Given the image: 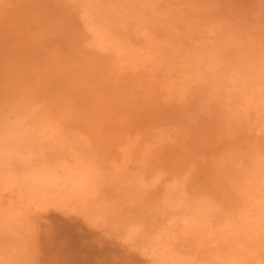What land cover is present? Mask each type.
<instances>
[{"label":"rangeland","instance_id":"obj_1","mask_svg":"<svg viewBox=\"0 0 264 264\" xmlns=\"http://www.w3.org/2000/svg\"><path fill=\"white\" fill-rule=\"evenodd\" d=\"M90 263L264 264V0H0V264Z\"/></svg>","mask_w":264,"mask_h":264},{"label":"bare ground","instance_id":"obj_2","mask_svg":"<svg viewBox=\"0 0 264 264\" xmlns=\"http://www.w3.org/2000/svg\"><path fill=\"white\" fill-rule=\"evenodd\" d=\"M68 21H69V20H68ZM71 21H72V20H71ZM73 22H74V21H73ZM70 23H71V22H70ZM69 29L71 30V28H68V30H69ZM72 29H73V28H72ZM74 29H75V28H74ZM74 29H73V30H74ZM77 29H78V28H77ZM80 31H81V30H79V31L77 32V30H76V31H75L76 33H75L74 31H73V32L71 31L70 33L68 32V33L71 34V35L68 34V36H69V38L67 37V38H68V41H67V38H66V41L69 42V39L72 37V39H71V40H72V41H71L72 43H71V44H74V45L76 46V48H75V46H74L75 49H77V48L79 49L81 43H84L82 40H81L82 42H81L80 44H79L80 40L75 41V40H76L75 36H77V35H78L77 33H79ZM81 34H82V33L80 32L79 35H81ZM72 35H75V36H74L75 40L73 39V36H72ZM83 37H84V36H83ZM77 38H79V36H78ZM79 39H80V38H79ZM73 40H74V41H73ZM83 40H84V39H83ZM73 42H75V43H73ZM71 44H70V42H69V43H68V46H73V45H71ZM77 44H79V45H77ZM70 48H71V47H70ZM80 49H81V48H80ZM76 51H77V50H76ZM78 51H79V50H78ZM73 52H74V50H73ZM73 52H72V54H73ZM81 54H82V57H83V56L86 57V56H85V55H86L85 53H84L85 55H83V53H81ZM77 55H78V54H77ZM88 55H89V54H88ZM93 56H96V55H93ZM93 56H92V57H93ZM98 57H99V56H98ZM105 57H106V56H105ZM105 57H101L102 60H103V58L105 59ZM72 58H73V57H72ZM93 58L95 59V57H93ZM99 58H100V57H99ZM94 59H93V60H94ZM107 59H109V58H106V60H107ZM112 59H113V58H110L109 60H111L112 63H113L114 61H113ZM83 60H84V58H83ZM98 60H99V59H98ZM86 61H87V60H86ZM88 61H90V59H89ZM81 62H82V60H81ZM81 62H80V63H81ZM83 62H84V61H83ZM94 62H95V61H94ZM75 63H76V62H75ZM108 63H109V62H108ZM93 64H94V63H93ZM96 64H97V63H96ZM99 64H100V62H99ZM110 64H111V62H110ZM74 65H75V64H74ZM77 65H78V64H77ZM81 65H82V64H81ZM85 65H86V64H85ZM85 65H84V66H85ZM90 65H92V64H90ZM100 65H103V63L100 64ZM105 65H106V64H104L103 66H105ZM107 65H108V64H107ZM113 65H114V66H113ZM113 65H112L113 67H116V66H117L116 63L113 64ZM88 66H89V64H88ZM80 67H82V66H80ZM94 67H95V66H94ZM104 68H105V67H103V69H104ZM116 68H117V67H116ZM99 69H101V68H99ZM112 69H113V68H112ZM117 69H118V68H117ZM91 70H92V69H91ZM93 70H94V69H93ZM96 70H97V69H96ZM110 70H111V69H110ZM118 70H119V69H118ZM88 71H90V70H88ZM106 71H107V73L110 72V71H108V69L106 70V68H105V72H106ZM113 71H115V70H113ZM116 71H117V70H116ZM105 72H104V73H105ZM111 72H112V70H111ZM111 72H110V73H111ZM94 73H95V72H94ZM117 73H118V72H117ZM95 74H96V73H95ZM111 74H112V73H111ZM90 75H91V74H90ZM106 75H108V74H106ZM113 75L115 76V72H114ZM94 76H95V75H94ZM96 76H97V75H96ZM100 76H101V75H100ZM100 76H99V77H100ZM108 76H109V75H108ZM117 76H118V75H117ZM130 77H131V76H130ZM132 77H133V76H132ZM104 78H105V81H106V79H107V78H110V76H109V77H106V76L103 77V80H104ZM116 78H117V77H116ZM127 78H128V79H133V78H129V76H128ZM98 79H99V78H98ZM114 79H115V78H114ZM123 79H124V78H123ZM99 80H101V82L104 83V82L102 81L101 78H100ZM133 80L136 81V79H133ZM130 82H132V81H130ZM106 83H107V82H106ZM106 83H104V84H106ZM135 83H136V82H135ZM135 83L133 82L132 84H135ZM100 85H101V84H100ZM251 143H252V142H251ZM252 144H253V143H252ZM247 145H248V144H247ZM250 145H251V144H250ZM253 145H254L253 147H255V149H256L255 144H253ZM251 147H252V145H251ZM248 148H250V147H248ZM248 148H247V149H248ZM248 150H249V149H248ZM93 252H94V251H93ZM107 255H108V254H107ZM103 258H104V257H103ZM109 258H110V257H109ZM109 260H111V259H109ZM95 261H96V259H95ZM97 261L99 262V260H97ZM112 261H114V260H112ZM104 262H105V261H104ZM100 263H101V262H100ZM108 263H109V262H108ZM113 263H115V262H113ZM90 264H91V263H90ZM98 264H99V263H98Z\"/></svg>","mask_w":264,"mask_h":264}]
</instances>
